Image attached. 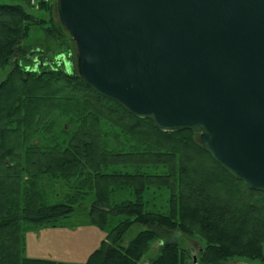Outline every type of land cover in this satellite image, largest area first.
<instances>
[{
	"label": "trees",
	"instance_id": "obj_1",
	"mask_svg": "<svg viewBox=\"0 0 264 264\" xmlns=\"http://www.w3.org/2000/svg\"><path fill=\"white\" fill-rule=\"evenodd\" d=\"M22 1L0 2V70L17 55L28 57L25 40L34 26L49 38L64 35L60 22L51 19L49 26L43 15L27 12L31 0ZM39 7L51 10L46 0ZM65 116L74 131L59 124ZM104 122L120 147L123 141L135 144L111 148ZM37 136L48 144L36 142ZM44 175L56 183L73 180V194L50 202ZM152 186L171 192L169 215L147 208ZM76 196L85 198L80 204L92 197L85 206L93 224L111 226L85 264H138L156 239L161 254L148 264H186L169 240L172 229L196 231L209 241L202 264H222L234 253L264 261V190L229 172L196 131L161 130L151 118L97 92L77 66L52 67L42 57L32 67L14 64L0 82V264H80L22 253L23 223L57 224L76 212ZM135 224L144 229L127 240Z\"/></svg>",
	"mask_w": 264,
	"mask_h": 264
},
{
	"label": "water",
	"instance_id": "obj_2",
	"mask_svg": "<svg viewBox=\"0 0 264 264\" xmlns=\"http://www.w3.org/2000/svg\"><path fill=\"white\" fill-rule=\"evenodd\" d=\"M56 6L86 83L161 130L199 132L229 172L264 190V0Z\"/></svg>",
	"mask_w": 264,
	"mask_h": 264
},
{
	"label": "rangeland",
	"instance_id": "obj_3",
	"mask_svg": "<svg viewBox=\"0 0 264 264\" xmlns=\"http://www.w3.org/2000/svg\"><path fill=\"white\" fill-rule=\"evenodd\" d=\"M46 1L47 4L50 5L49 9L51 8L49 11L40 9V0H31L30 7L24 6L29 13L31 12L36 15H43L49 26H52L50 22L51 19L56 24H59L56 6L57 0ZM0 2L8 4H24V1L22 0H0ZM25 44L30 45L28 57L23 54L17 55L14 60L15 62H10L9 65L0 70V82L6 76L7 72L12 69L14 64L21 63L32 67L38 57L49 59L52 67L59 66L60 68H66L68 64L71 68L77 66L78 53L75 41L65 29L64 35L49 38L44 33L41 26H34L31 35L25 40ZM58 119L59 124H65V126L69 127L72 131L75 130V124L70 123V125H68V117H58ZM104 124H106L104 126V131H108L110 133L108 139L111 148L115 150H122L125 147L129 148L135 144L134 142L131 144L123 141L125 145L120 147L119 142L116 139L117 133L113 132V128L109 124L106 122H104ZM197 136L200 138L199 132H197ZM63 137L66 138L68 136L64 135ZM49 140L52 139L49 138ZM35 141L42 144L46 142L42 136H37ZM44 176H46V178H44L42 182H44L47 186L46 191L50 202L57 203L62 201L66 196V192L68 195L73 194V180L71 182L61 180V182L56 183L51 182L52 179L48 177L49 175ZM23 180L27 181L28 184L32 183L27 173H24ZM28 184L24 185L28 187L30 186ZM150 191L151 192L148 195L149 205L147 208L149 210L164 212L169 215V198L171 196V192L168 187L152 186ZM128 195L129 193L125 192L124 196L127 197ZM120 196H122V193H119L118 198H120ZM80 197L81 199H79ZM80 197L78 198L76 196L73 198L79 199L77 200L78 205L76 212L69 217L62 218L55 225L31 222L23 223L22 253L24 256L53 259L67 263H87L91 254L101 246L102 241L107 237L111 226L110 223H108V226L102 229L93 224L90 221L88 212L86 211L88 207L85 206L87 205L86 202L90 203L92 201V197L83 204H80L79 201L84 200L85 198H82V196ZM110 220H114V218H110ZM143 229L144 227L141 224H135L127 234L126 239H132ZM167 240L168 237L166 238V241ZM169 240L176 242L179 246V251L182 254L180 257L183 259V262H186V264H194V256H197V264H202V253L205 248L210 245L209 241L201 233L196 231L194 233H188L181 229H172L169 232ZM157 242L158 239L151 243V247L142 255L138 264H142V261L146 258L152 262L161 254V247L158 246ZM113 263L116 264V260H114ZM222 264H264V261L255 257H248L239 253H234V255L223 261Z\"/></svg>",
	"mask_w": 264,
	"mask_h": 264
}]
</instances>
